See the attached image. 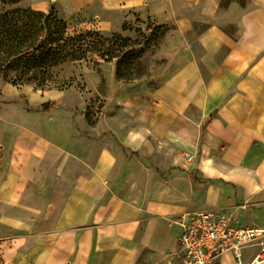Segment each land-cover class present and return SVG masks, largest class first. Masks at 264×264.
<instances>
[{"label":"crops","instance_id":"obj_1","mask_svg":"<svg viewBox=\"0 0 264 264\" xmlns=\"http://www.w3.org/2000/svg\"><path fill=\"white\" fill-rule=\"evenodd\" d=\"M246 1L19 2L106 36L132 18L173 31L167 77L103 127L57 108L0 146L3 264H186L177 215L264 207V0Z\"/></svg>","mask_w":264,"mask_h":264},{"label":"rangeland","instance_id":"obj_2","mask_svg":"<svg viewBox=\"0 0 264 264\" xmlns=\"http://www.w3.org/2000/svg\"><path fill=\"white\" fill-rule=\"evenodd\" d=\"M231 1L249 6L246 0H222L220 9ZM18 4L6 8H19ZM62 21L66 23L68 36L88 32L99 36L85 38L83 47L88 51L83 59L51 70L53 78L72 81L68 88L57 90L55 87L59 86L33 88L0 83V146L9 139H18L24 132L39 135L47 115L51 118L62 113L57 108L74 114L90 128H101L104 115L109 111L117 114L119 99L153 89L168 75L166 64L170 53L163 52V49L168 34L173 31L172 26H157L132 18L122 26V33L113 32L106 36L94 27L83 25L78 16L71 21ZM52 92L56 94V107L43 111L45 96ZM42 150L38 146L37 154L42 156ZM2 153L0 147V173L3 169ZM237 208L241 211L233 216L237 225L264 226V207L247 204ZM253 251L245 249L244 257ZM223 262L233 264L225 258ZM0 264H3L1 254Z\"/></svg>","mask_w":264,"mask_h":264},{"label":"trees","instance_id":"obj_3","mask_svg":"<svg viewBox=\"0 0 264 264\" xmlns=\"http://www.w3.org/2000/svg\"><path fill=\"white\" fill-rule=\"evenodd\" d=\"M20 1L0 0V83L33 88L59 86L57 90L70 87L71 80H57L51 70L83 59L88 51L83 47L85 38L98 33L68 36L66 23L54 10L44 14L21 7L6 8ZM55 107L54 102H48L42 110Z\"/></svg>","mask_w":264,"mask_h":264},{"label":"built area","instance_id":"obj_4","mask_svg":"<svg viewBox=\"0 0 264 264\" xmlns=\"http://www.w3.org/2000/svg\"><path fill=\"white\" fill-rule=\"evenodd\" d=\"M180 229L178 254L186 264H264V227L239 226L229 213L200 210L174 218ZM245 249H254L244 257Z\"/></svg>","mask_w":264,"mask_h":264}]
</instances>
